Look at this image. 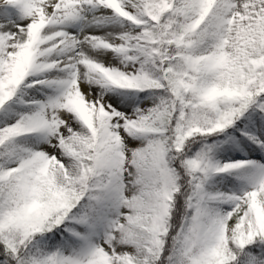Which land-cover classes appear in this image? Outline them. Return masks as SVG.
I'll return each instance as SVG.
<instances>
[{
  "label": "snow or ice",
  "instance_id": "6c2138e0",
  "mask_svg": "<svg viewBox=\"0 0 264 264\" xmlns=\"http://www.w3.org/2000/svg\"><path fill=\"white\" fill-rule=\"evenodd\" d=\"M0 264H264V0H0Z\"/></svg>",
  "mask_w": 264,
  "mask_h": 264
}]
</instances>
